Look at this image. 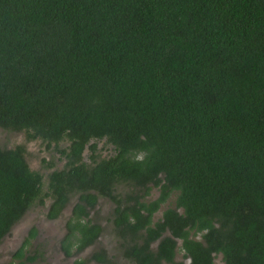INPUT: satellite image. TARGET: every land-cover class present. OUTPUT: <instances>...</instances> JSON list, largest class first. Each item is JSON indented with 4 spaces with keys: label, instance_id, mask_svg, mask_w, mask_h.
I'll return each mask as SVG.
<instances>
[{
    "label": "trees",
    "instance_id": "1",
    "mask_svg": "<svg viewBox=\"0 0 264 264\" xmlns=\"http://www.w3.org/2000/svg\"><path fill=\"white\" fill-rule=\"evenodd\" d=\"M0 130L64 161L45 175L0 145V245L33 206L56 220L77 197L61 249L80 253L103 197L130 264H264V0H0ZM37 235L8 264L35 262Z\"/></svg>",
    "mask_w": 264,
    "mask_h": 264
},
{
    "label": "rangeland",
    "instance_id": "2",
    "mask_svg": "<svg viewBox=\"0 0 264 264\" xmlns=\"http://www.w3.org/2000/svg\"><path fill=\"white\" fill-rule=\"evenodd\" d=\"M105 140L98 143V156H108L111 151L109 144L103 143ZM26 144L28 148V160L31 167L43 174H49L54 168H62L64 161L59 158L56 150L46 149L45 144L41 140H34L27 142L23 133L14 131L0 130V145L5 147H14L18 144ZM62 144V143H61ZM63 146L66 143L62 144ZM87 153V152H86ZM45 158L46 162L43 161ZM49 163H53L54 166H48ZM47 184L44 183L43 190L47 191ZM133 187L128 184L118 185V192L121 195L128 194L129 191H133ZM158 189L153 188L151 195L148 199H154L157 197ZM174 197L171 198L161 209L155 214L154 220H157L163 209L169 206H174ZM77 201V197H73L60 218L56 220H50L47 218L46 206L35 205L33 206L23 217V219L13 227L10 236L5 238L0 245V264H8L12 260V254L20 246L24 238L26 237L29 229L35 226L38 229V235L33 240L32 245L28 247V250L33 253L37 248L41 256L33 263L29 264H74V261L78 258L88 259L91 254L98 251L100 248H106L117 264H130L123 258L122 255V241L115 233V227L112 222V214L115 208V204L108 198H100L96 207L90 212V219L96 223H99L103 227V233L99 240L83 250L80 253H76L71 257H67L61 249V240L66 233V223L71 217L72 207ZM155 247V245H154ZM177 259H183L182 251H178ZM216 264H225L221 258V255L217 256ZM87 264H100L96 261H88Z\"/></svg>",
    "mask_w": 264,
    "mask_h": 264
}]
</instances>
